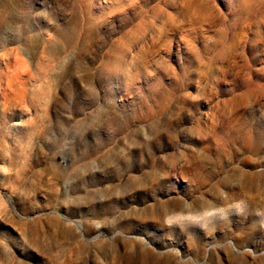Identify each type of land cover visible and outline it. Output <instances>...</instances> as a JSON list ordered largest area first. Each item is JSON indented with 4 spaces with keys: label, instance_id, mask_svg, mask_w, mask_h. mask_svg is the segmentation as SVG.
Here are the masks:
<instances>
[{
    "label": "rangeland",
    "instance_id": "1",
    "mask_svg": "<svg viewBox=\"0 0 264 264\" xmlns=\"http://www.w3.org/2000/svg\"><path fill=\"white\" fill-rule=\"evenodd\" d=\"M0 264H264V0H0Z\"/></svg>",
    "mask_w": 264,
    "mask_h": 264
}]
</instances>
